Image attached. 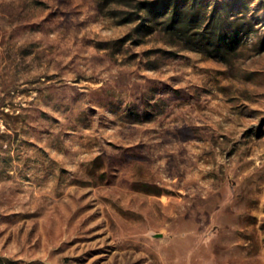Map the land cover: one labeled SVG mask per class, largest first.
Instances as JSON below:
<instances>
[{
    "label": "rangeland",
    "instance_id": "rangeland-1",
    "mask_svg": "<svg viewBox=\"0 0 264 264\" xmlns=\"http://www.w3.org/2000/svg\"><path fill=\"white\" fill-rule=\"evenodd\" d=\"M0 264H264V0H0Z\"/></svg>",
    "mask_w": 264,
    "mask_h": 264
},
{
    "label": "trees",
    "instance_id": "trees-1",
    "mask_svg": "<svg viewBox=\"0 0 264 264\" xmlns=\"http://www.w3.org/2000/svg\"><path fill=\"white\" fill-rule=\"evenodd\" d=\"M150 4V2H147ZM179 5H175V8L173 10V16H172V20H173V23L176 24L178 21H179V15H180V12H181V8L178 7ZM222 37L220 36V40H223L221 39Z\"/></svg>",
    "mask_w": 264,
    "mask_h": 264
}]
</instances>
